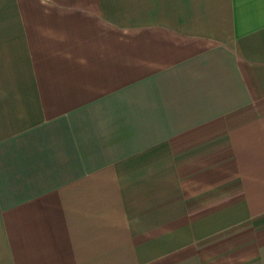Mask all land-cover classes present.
Segmentation results:
<instances>
[{
  "label": "crops",
  "instance_id": "crops-1",
  "mask_svg": "<svg viewBox=\"0 0 264 264\" xmlns=\"http://www.w3.org/2000/svg\"><path fill=\"white\" fill-rule=\"evenodd\" d=\"M0 264H264V0H0Z\"/></svg>",
  "mask_w": 264,
  "mask_h": 264
}]
</instances>
